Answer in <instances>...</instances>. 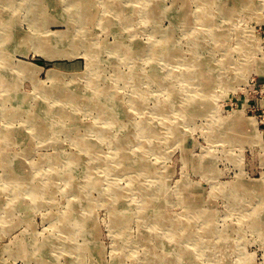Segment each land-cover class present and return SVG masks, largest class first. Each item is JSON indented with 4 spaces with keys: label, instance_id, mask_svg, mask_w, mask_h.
Instances as JSON below:
<instances>
[{
    "label": "rangeland",
    "instance_id": "1",
    "mask_svg": "<svg viewBox=\"0 0 264 264\" xmlns=\"http://www.w3.org/2000/svg\"><path fill=\"white\" fill-rule=\"evenodd\" d=\"M149 1L155 7L147 10L144 4ZM75 2L19 0L10 7L0 1L2 52L8 53L16 66L29 65L30 73L18 78L14 69H0L7 70L8 80L17 79L15 87L26 96L25 108L32 115L40 109V103H46L54 112L52 116L43 112L27 121L21 116L4 117L3 103L0 104V132H12L1 146L0 161L3 150L20 154L11 156V160L16 163L24 159L28 163L32 184L40 187L50 182L53 186L51 198H41L33 206L20 186L1 179L5 170L0 164V264H36L33 243H43L50 236L53 243L62 244L67 234L73 246L84 245L73 250L80 255L70 261L60 249L45 246V258L56 264H91L95 260L91 253L94 240L102 254V264H111L118 257L124 264H152L145 259L140 241L144 231L167 245L178 244L183 253L179 264H221L223 256L227 258L225 264H264V0H218L211 5L214 31L222 34L218 38L212 36L208 25L191 24L178 11L185 10L187 18H195L201 0H94L93 14L101 17L89 25L78 18ZM218 2L225 3L231 15L225 8L220 9ZM35 10L38 12L33 13ZM124 17L129 19L116 23ZM18 35L21 41L16 46ZM35 40L40 42L34 44ZM161 40L165 52L172 45L181 52L180 57L173 58L177 61L169 64L161 59L166 55L159 49ZM118 46L133 53L125 57L126 51ZM57 50L60 53L54 54ZM44 51H54L53 56ZM192 53L206 63L207 72L215 77L219 74L220 78L211 84L209 101L193 105L199 107L195 109L198 112L183 121L175 108L180 104L168 101L171 96L167 94L176 90L174 98L181 101L201 96L197 80L184 77V70H189L184 61ZM90 59L94 60L92 65ZM153 71L157 79L150 81L147 78ZM165 84L172 87L167 89ZM58 87L63 91L58 95L63 99L59 103L40 92ZM90 93L94 97L99 93L113 95L102 100L111 101L109 105L121 113V123L128 125V130L107 125L105 116L91 107L67 105L66 116H57L64 94L87 97ZM3 96L7 92L0 89ZM12 102L15 101L9 97L5 107ZM169 105L174 109L166 112L163 107ZM162 115L169 126L163 125ZM140 121L158 123L159 135L145 137L138 126ZM38 122L46 123V129L40 131ZM172 124L179 131L177 137L172 136ZM96 125L112 126L110 135L116 140H96ZM78 134L101 143L99 158L107 164L93 163L91 173L98 179L96 186L87 185L84 169L79 167L74 176L79 191L74 193L68 181L60 177L66 176L56 175L60 169L54 168L59 164L68 167L70 154L85 159L72 142ZM23 141L31 144L30 151L22 154ZM122 144L132 157L123 164L115 156V146ZM76 154L73 158L78 160ZM53 156L57 161H51ZM242 183H250V190L243 191ZM116 192L123 203L113 201ZM144 196L149 200L150 215L157 204L169 220L143 223L136 210ZM8 206H12L9 215ZM123 206L132 212V218L120 229L122 225L111 215L120 213L118 209ZM68 210H74L77 220L90 217L94 231L90 233L87 228L83 232L77 221L70 226L71 232L59 231L63 224L59 217ZM207 215L212 225L209 238L204 232L209 223ZM260 220L262 228L255 226ZM206 238L211 243L209 247L206 244L201 250L194 244ZM14 245L20 248L19 254ZM157 250L163 251L159 244Z\"/></svg>",
    "mask_w": 264,
    "mask_h": 264
},
{
    "label": "bare ground",
    "instance_id": "2",
    "mask_svg": "<svg viewBox=\"0 0 264 264\" xmlns=\"http://www.w3.org/2000/svg\"><path fill=\"white\" fill-rule=\"evenodd\" d=\"M0 1L5 2V3L7 2V5L12 7L13 2L15 3L16 1H19V0H0ZM20 1H23L26 3V0H20ZM217 1L218 0H201V4L199 5V7H200L199 14L197 17H195L196 19L194 18L193 15H192L193 17L191 16L192 18H187L186 12H184L185 10L184 11L178 10V11H179V13L182 12L181 15H182L183 19L184 20L187 19V21L191 22V24L192 23L193 24H204L205 23V25H208L210 27V30H212V36L215 38H218L222 34H218V33H216V31H214V28L216 27V25H214V21H213L214 19L212 17L211 10H210V6L217 3ZM151 2L149 1V4L148 3L144 4V6L146 7L147 10H149V8H151V7L152 8L155 7V5L153 4L154 2L153 1H151ZM218 3H219L218 6L220 7L221 10L225 8V3H220V2H218ZM75 4H76L77 14L79 15L78 18L81 20L82 23L89 25L90 22L93 23L94 20H97V19H99V17H101L98 14H93L94 11H96L95 8L93 7L95 5L94 0H86V1L85 0H81V1L76 0L74 5ZM35 5H37V4L35 3ZM112 6H117V5L113 4ZM25 8H26V5H25ZM226 8L224 11L230 12L228 14L231 15L232 10H228ZM16 9H17V6H16ZM38 10H37V12H38ZM11 11H14V10H11ZM35 12H36V10L33 11V13H35ZM200 12L202 13L201 17H199ZM156 13L158 15L161 14L160 12H156ZM121 14H123V13H121ZM124 15L126 17L129 16L128 14H124ZM1 19H2V17H1ZM128 19L129 18L124 17V18L118 19V21H116V23L121 24V23H123V21H126ZM3 21H4V19H3ZM14 33L17 34V32H14ZM17 40L18 41L15 43V45L19 46L20 41H21L19 35H18ZM3 41H4L3 39H0V68L2 66H4V67H6V69H14L17 72L18 78L22 74L23 75L29 74L30 73L29 65H24V64L18 63V65L16 66L12 62L8 53L2 52L1 45H2ZM32 42H34V44H38L40 41L35 40ZM69 42L71 44L73 42V40H70ZM195 43L197 44V42H195ZM70 44L68 43V45L71 47ZM124 46H126V45H124ZM173 46L174 45H172L170 47V51L165 52V50H164L165 44H164V41L161 40V45L159 47V49L162 51L161 54H166V55H163L161 57V59H163L165 62H167L169 64H170V62L177 61L173 58L174 57H177V58L180 57L179 54L181 53L180 51H178V49L176 47H173ZM194 47L196 48V46H194ZM116 48H117V46H116ZM11 49L14 50V47H11ZM92 49L93 48L90 47V51ZM118 49H123L126 51V53H124L125 57H127V56L130 57L131 54L133 53L132 51L129 52L128 48L123 47V46H118ZM151 50L153 52V47H151ZM193 51L195 54L196 49H193ZM53 52L54 51H49V52H45V54L47 56L52 57L53 55H51V54ZM58 53H60L58 50L56 52H54V54H58ZM194 54L193 53H192V55L189 54L188 59H186L184 61L185 67L189 66V70H184V77H185V80H188V81L197 80L195 83L200 87V92L202 93L201 96L200 97L199 96L194 97L193 100H190L191 98L188 96L186 99L181 101V99L179 100L177 97H176L177 99L174 98L175 95L177 96L176 90H171L167 94V96H171V97H169V99H167L168 101L178 102V104H180V105H178V107H175V108L181 112V119L183 121H186L189 118H191L192 116H194L193 114L196 111L195 109L199 108V107L195 108V107H193V105L202 104V102L206 103V101H209V99L211 97V95H210L211 84H212V82H214L220 78L219 74H217L218 76L215 77V76H213V74H210V72H207L208 68L205 66L206 63L204 61L199 60L198 57H195ZM153 57H155V56H153ZM93 61L94 60L90 59L91 63H89V64L92 65ZM192 62H193V64H190ZM6 69L5 70L0 69V89L7 92V96L0 97V104L3 103V110L5 111V113H3L4 117L14 118V117L21 116V117H25L27 121H32V120H35L36 117L41 115V113H43V112L47 116H52L54 114L53 110L50 109L46 105V103H40V106H39L40 109L38 111H36L34 115H32V113L30 111H28L27 108H25L24 99L26 96L22 93H18V89L15 87V85L17 84V79L8 80V76L6 75V73H7ZM147 79H149L150 81H154L155 79H157V72L153 71L151 73L150 77ZM91 81L93 82V80H91ZM188 81H186V82H188ZM168 83H167L168 85L171 84L170 81H168ZM168 85L165 84L167 89H169V87H172V86H168ZM40 92L43 93L45 96H47V98L55 99V100H51V102L59 103L60 101H63V99L58 96L61 93H63V91L60 87L51 90V92H49V91L43 92L42 90ZM91 93L88 94L87 97L83 96V94L77 95V97H69L68 95L64 94L63 98L65 99V101L63 103H61L59 108L56 110L57 116L60 118H63L66 116L67 111H66L65 106H67V105H70V106L78 105L77 108L91 107V108H94L95 111L98 110L99 115L102 114L105 116V120H106L107 125L116 124L117 128L122 127V128H125V130H128L129 126L128 125L124 126V124L121 123L122 122L121 113L118 110L113 109L109 105V102H111V101L107 102V101L102 100L103 97H104V99L105 98L109 99V98L114 97V96L109 95V94L101 95L99 93L94 97L91 95ZM135 93H137V92H135ZM9 97H11V99H13L15 102L10 103L9 107H5V105H4L5 100H8ZM140 97L138 99H140ZM114 99H116V97ZM136 99H137V97H136ZM134 101L135 100H133V102ZM133 104H137V101L134 102ZM110 109H112V110H110ZM135 109H138V108H135ZM163 109L167 112L169 110L174 109V107L169 105V106H164ZM196 112H198V111H196ZM122 114L128 115V113L124 114V112ZM195 115H197V113ZM166 120H167V117L165 115H162L163 125H168V123H166ZM97 122H99V121H97ZM145 122L146 121H140L139 122L140 125H138L140 127V129L143 131L142 133L145 137L149 138L151 136L155 137V136L159 135V124L158 123L154 122L153 124L150 125V124H147ZM173 125H175V124H172V131H171L172 136L177 137L179 131ZM37 126H38V129L41 131V130L46 129L47 124L42 123V122L41 123L38 122ZM58 126H60V124ZM112 129H113L112 126L106 127L103 125H101V126L96 125V128H95L96 140H102L104 138H108L111 141H113V140L115 141L116 137L110 135V131ZM11 134H12V132H9V131L0 132V150H1V146L4 144V141H6L7 138L9 136H11ZM125 136H128L127 131L125 133ZM90 140L86 137V135L83 136V135L78 134L77 136H73L72 142L75 144L76 148H78L80 153L85 155V159L84 160L80 159L81 156L79 154H76V153L70 154L68 162H71V163H70V165H68V167L63 166V168H62L61 165L59 164L57 167L54 168V170H56L57 168L60 169V171H58V172L55 171L56 175H58V176L65 175L66 176V177H63V176H60V177H61V179L68 181L70 191H72L74 193H78V191H79V189H78L79 183L76 180H74L75 179V177H74L75 173H78L79 167H82L84 169V175L86 176V179H87V185L90 184V185L96 186L98 183V179L96 180L94 178L95 176H93V174L91 173V170H92L91 167L93 166V163L95 165L99 164L100 166L107 164L105 160H102V157L99 158L100 152H101V143H99L97 141L92 142ZM31 142H32V139H31ZM31 142L30 141H25V142L23 141L22 142V145H21L22 154H23V152L28 153L30 151L29 145L31 144ZM123 145H125V144L115 146V156L117 155L116 158L119 159L120 161H122V164L125 163V161H128V160L131 161V159H132V157H130V155H128V151L126 150L127 148ZM154 149H155V147H154ZM156 149L158 150L157 146H156ZM2 154H3V156H1L0 164L3 166V169L5 170L1 176L2 180H6L12 184H15L16 186H20L21 188L20 187H18V188L20 190H22V194L30 197L31 204H33V206H37V200H41V198H51L50 191L53 190V186L50 184V182L42 183L40 185V187H38L36 184H32V183H34V182L31 183V179L33 178V175L30 174V171H29L30 168L28 166V163L24 159H22V160L18 159L16 163H13V161L11 160V156L14 155V156L19 157L20 154L19 155L15 154V153H9L8 154L4 150L1 152V155ZM75 154H76V156L79 155L78 160L73 158ZM86 156H88L90 159H86ZM51 161H53V162L57 161L56 157L53 156ZM81 161H83V163ZM9 164L10 165L13 164L14 166H9ZM33 166H35V164ZM138 166H140V165H138ZM138 166H137V168H135V170H138ZM130 167H132V166H130ZM35 174H37V173H35ZM248 185H250V188H251L252 185L250 183H245V184L242 183V185H241L242 190L243 191H249L250 188L248 187ZM232 187H234V185H232ZM119 194L120 193H117V192H116V194H114L113 201H115V202L118 201V203H123V202H121L122 199L119 197L120 196ZM143 195H145V193H143ZM146 199L147 198L145 197L142 204H140L138 206V209L136 210V215L140 218V220L143 223L148 222V223H151L153 225V222H154V224H160L162 221L169 220V218L166 217L167 215H164L161 213L159 206L157 204H155L153 206V208H151L153 216L150 215L149 214V208H150L149 200H146ZM84 202L87 203L86 201H84ZM8 208H7V210H8L7 215H9L11 213L10 211L12 209V206H8ZM118 210L120 211V213H118L117 215H114L112 213L111 216L112 217L114 216L115 221L118 219V224L122 225V226H120V229H124L125 228L124 225L126 224L125 222H127L128 219L132 218V215H131L132 212H130V210L126 206H123V207L119 208ZM73 213H74V210H68L67 213H65V215L61 216L62 218L59 217L60 219H62L61 224L63 223L62 225L60 224L61 226L58 227L59 231L64 232V233L71 232L70 226L73 227L75 225L76 221L78 224H81V229L83 232L87 231L88 229H89L90 233H92L94 231L93 227H92V222H90V220H91L90 217L80 218L79 220H77L74 217ZM5 214H6V212H5ZM7 215L5 217H8ZM208 215H211V214H208ZM208 215L205 216V218H206L205 220L207 222L209 221V223H208V225L206 224L207 226H206L205 231H204V232H206L207 238L211 237V236H209V235H211L209 233V231L212 229V225L210 223V220H208ZM262 218H264V217H262ZM69 222L71 223L70 225L68 224ZM65 223H66V225H65ZM261 224H263V220H260V224L256 223L255 226H259V228H262ZM184 225H185V227H187L186 223ZM140 234H141L140 241L142 244L143 251L146 253V255H145L146 260H148L152 264H179L178 263L179 258L183 255V253L181 250L182 248H180L178 244H175V242H174V244H173V242L169 243V241H167L169 243L167 245L166 243L163 242L162 239L153 238L152 237L153 234L151 232L144 231ZM66 236H68V237H67L66 241L62 242V244L61 243L56 244L55 242L53 243V241H52L53 238L50 236H48L47 239L43 243H36V242L33 243L32 244L33 245L32 246V248H33L32 257L35 260V263L36 264H56V262H54L53 260L47 259L44 257L43 253H44L45 246L51 247V250H53L55 248L60 249L62 251V253L66 255V258L70 259V261H73L75 258H77V255H80V253L73 252V250L76 251L79 249V247L84 248V245H80L79 247L73 246L71 244L72 241H71L70 236L68 234ZM93 237L94 236H92V238ZM191 237L196 238V235H193ZM204 237L205 236H203V235L200 236V238H204ZM207 238H206V240H202L201 242H199V240L195 241L194 244L198 245L201 248V250L203 249V247L206 246V244L209 247V244H211V243L207 240ZM158 240H161V241H159L157 243ZM125 241H127V240L125 239ZM60 244H61V246H59ZM84 244L86 246V243H84ZM158 244L162 247L163 251L157 250ZM91 245L94 246V247H91L92 248L91 253H92L93 257H95V260L91 264H102V254L100 253V250L97 247L96 242L94 240H92ZM14 246L18 248V250L15 252L17 254H19L20 248L17 245H14ZM193 259H194V257L191 256L190 260L192 261ZM226 259L227 258L225 256H223V257H221V260L219 262L221 264H225L227 262ZM111 264H124V263L118 257ZM194 264H196V261Z\"/></svg>",
    "mask_w": 264,
    "mask_h": 264
}]
</instances>
